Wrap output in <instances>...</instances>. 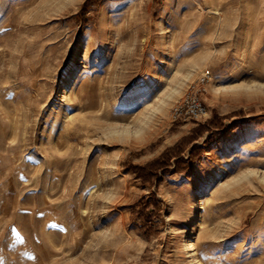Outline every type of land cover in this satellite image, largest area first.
Returning a JSON list of instances; mask_svg holds the SVG:
<instances>
[{"label": "rangeland", "instance_id": "obj_1", "mask_svg": "<svg viewBox=\"0 0 264 264\" xmlns=\"http://www.w3.org/2000/svg\"><path fill=\"white\" fill-rule=\"evenodd\" d=\"M85 1L0 0V264H264V0ZM215 114L186 170L129 167Z\"/></svg>", "mask_w": 264, "mask_h": 264}, {"label": "trees", "instance_id": "obj_2", "mask_svg": "<svg viewBox=\"0 0 264 264\" xmlns=\"http://www.w3.org/2000/svg\"><path fill=\"white\" fill-rule=\"evenodd\" d=\"M90 4L91 0H86L84 2L81 9L84 15L88 13V7ZM223 125V119L215 114L212 118L196 126L190 135L182 137L173 147L166 149L158 158H155L145 164L131 163L129 167L142 179L144 183H153L155 180L159 183L161 181L160 172H171L173 165L174 170H186L193 160L199 158L203 154L205 146L213 139L211 132H213L214 129L223 127ZM206 133L207 136L203 143L196 142ZM189 146H191L189 149V155L188 157H185L183 153L187 151V147ZM175 157L176 159L174 163H172L171 160ZM153 198L154 203L152 204V210L156 211L160 205V199L156 196V194L153 195ZM150 203V199H147L140 211V214L148 219L152 217L151 215L156 214V212L152 213L149 211L151 207Z\"/></svg>", "mask_w": 264, "mask_h": 264}, {"label": "built area", "instance_id": "obj_3", "mask_svg": "<svg viewBox=\"0 0 264 264\" xmlns=\"http://www.w3.org/2000/svg\"><path fill=\"white\" fill-rule=\"evenodd\" d=\"M211 78L212 73L207 70L188 86L185 95L173 107L175 119L200 121L208 115L209 108L205 103L204 95L208 91Z\"/></svg>", "mask_w": 264, "mask_h": 264}, {"label": "bare ground", "instance_id": "obj_4", "mask_svg": "<svg viewBox=\"0 0 264 264\" xmlns=\"http://www.w3.org/2000/svg\"><path fill=\"white\" fill-rule=\"evenodd\" d=\"M193 246H194V242L191 239V240L188 241L187 248H190V247H193Z\"/></svg>", "mask_w": 264, "mask_h": 264}]
</instances>
